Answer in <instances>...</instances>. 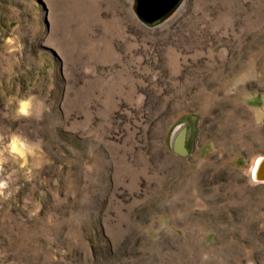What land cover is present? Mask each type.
Returning a JSON list of instances; mask_svg holds the SVG:
<instances>
[{"label":"rangeland","instance_id":"1","mask_svg":"<svg viewBox=\"0 0 264 264\" xmlns=\"http://www.w3.org/2000/svg\"><path fill=\"white\" fill-rule=\"evenodd\" d=\"M0 264H264V0H0Z\"/></svg>","mask_w":264,"mask_h":264},{"label":"water","instance_id":"2","mask_svg":"<svg viewBox=\"0 0 264 264\" xmlns=\"http://www.w3.org/2000/svg\"><path fill=\"white\" fill-rule=\"evenodd\" d=\"M182 2V0H135L137 16L147 25H156L167 18ZM187 127L179 125L172 133V148L185 155L188 153L185 147Z\"/></svg>","mask_w":264,"mask_h":264},{"label":"bare ground","instance_id":"3","mask_svg":"<svg viewBox=\"0 0 264 264\" xmlns=\"http://www.w3.org/2000/svg\"><path fill=\"white\" fill-rule=\"evenodd\" d=\"M27 108V107H26ZM11 147L13 150L23 153V148L21 147L19 141L17 139H13L11 142Z\"/></svg>","mask_w":264,"mask_h":264},{"label":"clouds","instance_id":"4","mask_svg":"<svg viewBox=\"0 0 264 264\" xmlns=\"http://www.w3.org/2000/svg\"><path fill=\"white\" fill-rule=\"evenodd\" d=\"M30 104V101H21V106H20V113L22 115H27L26 107Z\"/></svg>","mask_w":264,"mask_h":264}]
</instances>
